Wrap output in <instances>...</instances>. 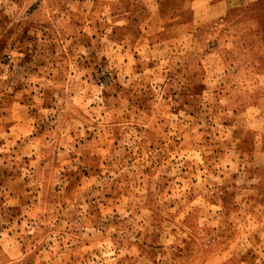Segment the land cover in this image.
I'll list each match as a JSON object with an SVG mask.
<instances>
[{
  "label": "rangeland",
  "instance_id": "1",
  "mask_svg": "<svg viewBox=\"0 0 264 264\" xmlns=\"http://www.w3.org/2000/svg\"><path fill=\"white\" fill-rule=\"evenodd\" d=\"M0 264H264V0H0Z\"/></svg>",
  "mask_w": 264,
  "mask_h": 264
}]
</instances>
